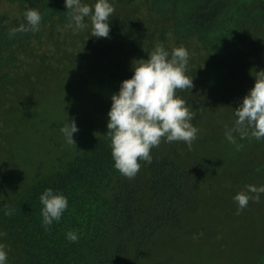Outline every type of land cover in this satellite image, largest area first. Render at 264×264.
<instances>
[{"label":"trees","instance_id":"trees-1","mask_svg":"<svg viewBox=\"0 0 264 264\" xmlns=\"http://www.w3.org/2000/svg\"><path fill=\"white\" fill-rule=\"evenodd\" d=\"M82 2L93 6L96 0ZM109 3L115 8L109 37L96 38L90 36L88 18L85 23L89 27L73 34L65 0H0V103H4L0 107L13 105L18 120L24 123L29 112L31 120L39 119L51 107L53 92L43 95L38 90L47 88L49 80L57 79L77 97L83 91L90 96L98 91L118 92L121 82L133 75V61L147 59L158 43L169 53L184 47L189 53L185 74L193 78L194 87L177 90L176 95L193 112L191 123L199 129L197 144L212 141V148H217L225 131L220 124L202 120L210 108L220 106L222 120L232 128L234 110L254 87L255 72L264 70L259 58V44L264 47V0ZM29 8L42 15L39 30L10 38L9 30L25 23L23 14ZM85 53L91 64L84 62ZM95 62L100 66H91ZM38 63L42 65L35 66ZM73 64L72 74H58ZM68 76L73 77L67 80ZM211 91L223 94L218 103L206 99ZM87 109L76 105L75 113L85 116ZM86 122L83 118L77 126ZM48 124L59 131L62 128L53 121ZM102 124L96 123V131L89 126L73 134L76 145L46 149L42 160L24 162L33 168L28 183L19 185L23 190L16 198L8 187L11 171L0 168V233L6 234L0 235V243L19 257L14 264H140L145 254L173 246L178 232L184 236L202 234L198 223L205 219L214 218L217 224L232 220L224 205L247 185L260 182L264 186V142L240 139L236 133V144L243 147L237 151L233 144L235 171L225 178L233 176L234 184L242 187L228 195L230 187L222 193L215 180L217 153L189 151L183 142L162 141L151 150L152 163L139 161V173L127 179L114 167L110 141L105 137L107 126ZM202 124L219 132L205 135ZM43 161L45 171L41 169ZM47 188L67 197L68 208L61 220L45 231L39 197ZM6 205L12 209L11 216L4 214ZM263 217L264 213H259L253 218ZM234 229L236 225L230 224L225 233ZM69 231L78 235L77 242L66 239ZM148 263L145 258L142 264ZM258 263L264 264V255Z\"/></svg>","mask_w":264,"mask_h":264},{"label":"clouds","instance_id":"clouds-1","mask_svg":"<svg viewBox=\"0 0 264 264\" xmlns=\"http://www.w3.org/2000/svg\"><path fill=\"white\" fill-rule=\"evenodd\" d=\"M65 7L69 17L68 27L73 34L89 27L85 23V18H88L91 24L90 36L109 37V21L115 12L109 0H96L93 6L83 3L82 0H65ZM23 16L25 23L10 29V38L17 33L39 30L42 15L38 10L29 8ZM188 62L189 53L186 48L176 47L169 53L158 43L148 53L147 59L133 61L132 77L123 80L118 93L112 94L105 137L110 141L114 167L125 178L131 180L136 177L141 168L139 161L151 164V150L159 147L162 141L183 142L191 151L199 129L191 123L193 112L176 95L177 90L184 91L194 87L193 78L185 74ZM254 79V87L234 110L236 119L233 127L225 131V138L236 145L237 151L243 145L236 144L233 133L238 134L240 139L264 140V70L256 71ZM60 131L68 145H76L73 134L79 129L74 118L70 121L67 117V123ZM262 193L264 186L254 185H247L246 190L238 192L233 197L238 205L236 214L239 215L250 201L259 203ZM39 200L43 205L42 226L48 231L54 221L61 220L68 208V200L64 195L54 193L52 188H47ZM5 208L7 210L4 214L11 216L12 209L7 205ZM66 239L77 242L79 238L75 232L69 231ZM5 249L6 245L0 243V264H7L8 252Z\"/></svg>","mask_w":264,"mask_h":264},{"label":"rangeland","instance_id":"rangeland-1","mask_svg":"<svg viewBox=\"0 0 264 264\" xmlns=\"http://www.w3.org/2000/svg\"><path fill=\"white\" fill-rule=\"evenodd\" d=\"M259 48L262 51V55L259 58L264 61V47L261 43L259 44ZM87 55L86 53L84 54V62L91 64ZM41 65V63L35 64V66ZM91 66H100V63L95 62ZM73 69L74 64L67 66V72L64 74H58H72ZM82 70H84L83 67ZM72 77L68 76L67 80ZM58 84L57 79L53 82L49 80L47 82V88L43 87L38 89L43 95L53 92L49 96V101L51 102L50 109L47 111V114L39 119L33 118L31 120L33 114L29 112L26 123H24L21 119L18 120L16 109L13 105L0 107V168H9V171H11V175L8 177V187L11 188L9 191L14 192V198L17 197L18 192L23 190L19 185L23 186L28 183L31 168H33L24 165V162L27 160L32 162L37 161L38 158L42 160L41 156L46 149H59V147L66 149L69 146L65 142L61 131L49 126L48 123L53 121L63 127L67 123V117L70 121L74 118L76 125L77 122L80 124V121L85 118L87 122L80 127L77 126L78 129L80 128L78 132L82 129L88 130L89 126L93 127L92 131H96L98 128L96 123L100 122L103 123V126H107L109 119L107 114L112 103L111 96L118 92L112 90L109 93L99 94L98 91L96 94L91 93L90 96L83 91L81 96L77 97V95L74 96L68 93L66 88H64L65 85L62 87ZM65 84L67 85L66 82ZM57 85L58 87L55 88ZM52 88H54V91ZM244 89L248 91L247 88ZM57 93H63L68 99L64 101L61 98L62 96ZM206 94V99L214 100L217 103L220 97H223V94L217 91H211ZM3 104L2 102L0 103V105ZM76 105L77 107L79 105H85L88 109L84 113L87 114L85 116L76 115ZM208 111V116L202 121L207 122V124L208 122L220 124L223 131L229 129L228 121L222 120V107L218 106L216 109L210 108ZM103 114L104 119H102ZM27 122L30 123L28 124ZM231 125L233 126L234 123ZM213 128V126L202 124L201 130L205 135L219 132L218 129ZM40 138L52 142L43 144ZM261 142H264V140ZM212 147V141L197 144V140H195L192 144V151L217 153L216 166L218 168L215 180L222 193L230 187V190L226 192L228 195L231 190L235 192L242 187L234 184L232 175L230 180L225 178V175H229L231 172L233 174L235 171V166H233L235 147L226 138H221L217 148ZM41 169L43 171L47 169V164L44 161L41 164ZM251 185L261 186L260 182L256 184L254 182ZM243 190H246V188ZM227 201H224V203ZM224 206L231 211L232 220L228 219L227 223L223 221L217 224L214 218L212 220L205 219L203 222L198 223L201 227L202 234L197 236L190 232L184 236L185 233L182 235V232H178L177 235L179 238L173 246L169 247V249L159 247L155 252L145 254L140 264L143 263L145 258H149L148 264H261L258 261L264 255V217L262 219H255L253 217L256 214L264 213V193L261 194L259 203L250 201L248 206L239 215L236 214L238 205L234 200L228 201ZM230 224L236 225V229L233 230V233L226 234V229L229 228ZM7 252V264H14L19 261L17 255L9 251Z\"/></svg>","mask_w":264,"mask_h":264}]
</instances>
